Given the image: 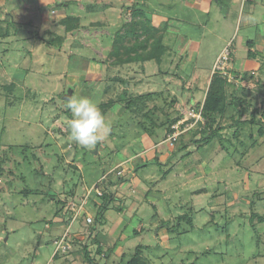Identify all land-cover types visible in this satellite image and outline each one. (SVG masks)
<instances>
[{
	"label": "rangeland",
	"instance_id": "1",
	"mask_svg": "<svg viewBox=\"0 0 264 264\" xmlns=\"http://www.w3.org/2000/svg\"><path fill=\"white\" fill-rule=\"evenodd\" d=\"M213 1L207 13L193 0H0V264H86L85 246L96 264H127L140 246L148 264H264V0ZM136 9L151 23L171 20L157 29H165L174 66L168 55L161 64L114 62L116 34ZM226 49L228 72L239 75L229 84L243 87L235 100L248 123L231 126L224 116L210 143L194 144L186 133L171 146L178 109L205 100ZM236 68L255 75L242 80L244 70ZM90 69L101 76L97 87ZM70 90L105 117L94 148L70 139ZM146 140L160 154L176 155L134 164L129 157ZM96 184L108 199L117 196L103 214L125 220L117 242L124 260L98 255L89 239L74 240L87 228L106 237L112 227L93 200L83 208L92 224L69 210ZM139 187L150 191L147 198ZM64 219L68 224L59 225ZM163 228L170 230L165 238L158 235ZM66 233L70 249L63 252L55 242Z\"/></svg>",
	"mask_w": 264,
	"mask_h": 264
},
{
	"label": "trees",
	"instance_id": "2",
	"mask_svg": "<svg viewBox=\"0 0 264 264\" xmlns=\"http://www.w3.org/2000/svg\"><path fill=\"white\" fill-rule=\"evenodd\" d=\"M220 2V0H216ZM133 19L130 23L123 26L121 30L116 34L115 42H114V50L111 51V54L114 57H117L114 61L117 64H130L135 61L140 63H145L153 60H157L159 64H161V60L163 55L165 54L166 47L164 45V32L155 28L151 21L146 19L141 10H134L132 13ZM249 51L248 58L256 59L257 54L252 51L254 42L249 41L247 43ZM231 73V72H230ZM235 78H238L239 75L237 73H233ZM253 74L243 73L241 75L242 80H250L253 79ZM234 79V78H233ZM231 82L228 81L227 77L215 74L213 75V79L209 85L207 95L203 102L191 103L189 105L192 108H195L199 111L202 108V115L205 121V126L202 128L199 125L198 128L189 132L191 134L190 142L194 144H202V143H210L217 136H220V132L224 129L223 126L219 123L222 118L225 116L229 118L230 121L233 122L231 126L241 125L248 123V120L242 121L244 117L245 108L241 106L240 108L236 107L238 104L235 100L236 95L239 93V90L243 87L241 86H233L229 84ZM154 95V94H149ZM230 98V101H229ZM140 100L144 99L143 96L139 97ZM138 99V100H139ZM113 102V101H112ZM177 101H174L172 105H176ZM115 103H112L113 106ZM108 105V107H111ZM177 106V105H176ZM239 106V105H238ZM125 109V108H123ZM132 109L131 106H128L126 110ZM133 110V109H132ZM182 112L180 108L178 109V116L173 119L170 125V131L173 124L177 123L180 119H182ZM253 116V114H252ZM221 118V119H220ZM220 119V121H219ZM254 118L252 117L249 120V123H253ZM261 134L264 133L263 130L260 131ZM200 137V138H199ZM189 146L187 143L184 147ZM3 162H0V176L3 175ZM102 200H104L103 205L100 206V215L103 217L108 208L110 202H106L105 200L108 197L103 194ZM108 201V200H107ZM97 207V205L94 203ZM184 218V217H182ZM101 220V219H98ZM261 222L264 221V216L259 219ZM168 234L170 230L167 229ZM144 248L140 246L138 248V253L134 258H132L127 264H148L147 260H144L143 255ZM112 253V251H111ZM97 254L102 255L103 251L100 247L97 249ZM57 256H55L56 258ZM85 261L86 264H96L95 260L91 257L88 247L85 246ZM126 254L122 255L121 259L124 260ZM109 258V254L107 255Z\"/></svg>",
	"mask_w": 264,
	"mask_h": 264
},
{
	"label": "crops",
	"instance_id": "3",
	"mask_svg": "<svg viewBox=\"0 0 264 264\" xmlns=\"http://www.w3.org/2000/svg\"><path fill=\"white\" fill-rule=\"evenodd\" d=\"M234 1H235V3H238L240 0H234ZM242 1H244V0H242ZM213 2H214L213 0H193V6L195 8L197 7L201 11H205V12L209 13L210 10H211V7L213 5ZM251 2H253V1L252 0H247L246 3H251ZM170 21L171 20H166V19L160 18L158 20H154L152 25L155 28H161L162 27L161 25L166 26V25L169 24ZM162 31L164 32V38H165V29L162 30ZM165 47H166L167 51L163 55L162 59L164 60L165 56L168 55L167 61L171 63V66H174L175 60H173L172 54H167L169 49H168V47L166 45H165ZM252 51L257 54V51L254 50V45H253ZM251 60H255V59H251ZM98 68H99V72H100V67H98ZM237 70L238 71H242L244 69L236 68V72H237ZM252 70H251V74L254 73V75H255V71H252ZM89 73H90L89 74V78L90 79L89 78L88 79L92 82L93 86H95V87L99 86V84H98L99 82L98 81L101 78L100 74H92L91 69H90ZM243 73H245V70L243 71ZM246 73H248V71H246ZM95 80H97V81H95ZM178 103L179 102L177 101L176 105H179ZM179 107L180 106H178V108ZM245 120H246V118L243 117L242 121H245ZM174 155H176V151H173L170 155H166V156L163 155V154H160L157 151V149H155V147L153 148L152 146H150V144L146 140L145 146H143L138 152H135L134 154H132V156L129 157V160H131L134 164H136V163L140 164L141 160H143L144 158L147 161L156 160V161L164 162V161H167V159H172V157ZM134 164H133V167H132L130 165V162H128V161H125V162L122 163L123 168L133 172V174L136 176L137 175V171L135 170L136 167L134 166ZM123 168H121V169H123ZM119 171H123V170H119ZM118 176H121V175H118ZM104 177H105V175H104ZM104 181H107V177L104 179ZM123 187H125V185H123ZM146 192H147V189H145L143 187H139L138 188V194L146 195V198H147L149 193H150V191H148V194H145ZM116 198H117V196L116 195L114 196L113 193H112L111 194V199H107L108 201L107 200H105V201L106 202H114V199H116ZM121 198H122V196H121ZM124 199L125 198H123L121 201L122 202H126ZM159 201H161L160 198H159ZM103 202H104V200H102V199L99 200V198L97 199V198L94 197V199H93V203H95L99 207L101 205H103ZM134 202H140V201H134ZM122 213H123V210H122ZM103 218H104L103 219V221H104L103 224H107L108 222H111V225H112V227L109 228V230L107 231L106 237L101 236L100 235L101 233H98L97 229H95V228H92V229L87 228V229L83 230L82 232H79V233L75 234L74 235V240L78 241V242H84L86 239H89L92 244L97 246V249H98V247H100L102 249L103 254L100 255V256H103V257L107 258L108 254H109V257H110L111 254H114L117 257H122V255L125 254L124 253V249L121 248L117 242L124 238V232L126 230L125 220L122 219L121 217H119L117 220H114L113 218L108 217V216H106V217L103 216ZM58 224L59 225H67L68 223L64 219V220L58 222ZM105 227H107V226L105 225ZM142 231H143V228L140 229V230H137L136 233H140ZM164 232L166 233V235L168 234L167 229L163 228L162 230L159 231L158 235L162 234L163 238H165V236L163 235ZM88 250H89V248H88ZM111 251H112V253H111ZM68 262H69L68 264H73L76 261L72 263L71 261L68 260Z\"/></svg>",
	"mask_w": 264,
	"mask_h": 264
},
{
	"label": "built area",
	"instance_id": "4",
	"mask_svg": "<svg viewBox=\"0 0 264 264\" xmlns=\"http://www.w3.org/2000/svg\"><path fill=\"white\" fill-rule=\"evenodd\" d=\"M231 52L229 50H225L221 53V55L216 59V62L213 67V75L218 74L224 77L231 76L232 74L228 72L229 61H230ZM229 81V80H228ZM231 82V81H229ZM182 114V119H180L177 123L173 124L171 127V132L168 134L167 141L173 146L176 142L179 141L180 137L185 135L186 133L191 132L201 125L203 128L205 126V121L202 115V108L197 111L195 108L188 107L186 111ZM123 171H118V175H122ZM105 177H103L104 179ZM103 191L100 189L99 185L96 184L91 191H89L87 197L83 200V203L80 207H78L74 202L69 203V210H72L75 214V218L80 216L82 213L84 214V205H86L88 200H93V197H102ZM92 195V196H91ZM85 221L87 224H92L93 220L88 214H84ZM67 233L61 238L59 242H55L57 248L62 250L63 252H67L70 249V245L66 243Z\"/></svg>",
	"mask_w": 264,
	"mask_h": 264
},
{
	"label": "clouds",
	"instance_id": "5",
	"mask_svg": "<svg viewBox=\"0 0 264 264\" xmlns=\"http://www.w3.org/2000/svg\"><path fill=\"white\" fill-rule=\"evenodd\" d=\"M65 107L72 116L70 139L86 149L96 147L102 139L99 132L105 127V117L98 105L88 98L72 96L66 100Z\"/></svg>",
	"mask_w": 264,
	"mask_h": 264
},
{
	"label": "water",
	"instance_id": "6",
	"mask_svg": "<svg viewBox=\"0 0 264 264\" xmlns=\"http://www.w3.org/2000/svg\"><path fill=\"white\" fill-rule=\"evenodd\" d=\"M73 96V91L70 90L65 96H64V99L67 100L68 98L72 97Z\"/></svg>",
	"mask_w": 264,
	"mask_h": 264
}]
</instances>
